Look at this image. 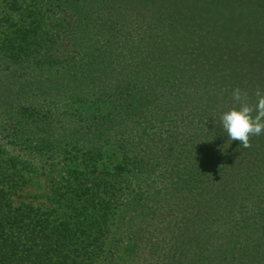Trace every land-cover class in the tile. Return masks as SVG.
I'll return each mask as SVG.
<instances>
[{"label":"trees","instance_id":"1","mask_svg":"<svg viewBox=\"0 0 264 264\" xmlns=\"http://www.w3.org/2000/svg\"><path fill=\"white\" fill-rule=\"evenodd\" d=\"M137 1L133 20L115 0L0 2V153L18 151L0 264H117L126 241L121 264H264V135L239 148L220 125L234 89H264V0ZM76 164L55 210L15 205L20 180Z\"/></svg>","mask_w":264,"mask_h":264},{"label":"rangeland","instance_id":"2","mask_svg":"<svg viewBox=\"0 0 264 264\" xmlns=\"http://www.w3.org/2000/svg\"><path fill=\"white\" fill-rule=\"evenodd\" d=\"M2 1L3 0H0V2ZM146 1L149 2L150 0H146ZM151 1H152V5H154V3L157 0L156 1L151 0ZM160 1L162 2L166 1L167 6H165V8H168L170 6L169 1L171 0H160ZM115 2H116V6H119V7H131L132 10H129L130 13L128 14L123 13V15L128 18H132L133 20V16H132L133 15V3L139 4V2L137 0H134V2L133 0H115ZM192 2H198V1L192 0ZM249 4H251V6L255 5L254 1H251ZM144 9L145 8H142V11H144ZM71 12L72 11L69 10V13ZM11 16L12 18L10 19V23L17 22L19 20V16H17L16 14L12 13ZM258 67H260L259 70H262L264 72V63H259ZM250 73L252 74V72ZM262 75L264 74L261 72L258 73V76H262ZM88 111L96 112L100 114V113L106 112V107H101V109H96L92 107V108H89ZM4 144H5L4 149L7 152L3 151L0 153V175H2V173L10 174L12 171L8 167L9 164L7 163V158H9L8 153L11 154L10 157H12V155L15 157L18 154V151L15 149L14 145L12 144L10 140L7 139ZM77 167H81V166H78V164L69 165V166L59 165L58 167H56L55 171L52 173L33 174L25 178L26 179L25 181L20 180L18 184L14 187L15 191H13L14 194L12 196V199L15 205L25 203V204L31 205L32 207L36 209H42L44 211L55 210V208L58 207L60 203L59 197H61V195L66 194L69 197V194L67 191V185L74 187V184L76 183L75 178L72 175H71L72 176L71 178L70 172L68 170L70 169L73 170V169H76ZM18 173L22 174L23 172L18 171ZM5 187L7 188V186ZM55 190L57 191L55 192ZM125 190H128V189H125ZM127 201H128V193H121L118 202H116L117 206L115 208L117 209L116 211L117 213L115 214V217L113 218L114 224L110 226V229L108 232L109 234L107 237H105L106 239L105 242L108 247L114 248V244L117 243L120 235L121 234L125 235V233H129L128 230H130V228H127L126 226L131 221L129 220L131 215H130V211L126 209L125 207V204H127ZM70 204L71 206H73L71 202L65 203L66 206ZM71 206H68V207H71ZM156 237H158V235H156ZM129 243L130 241H126L118 245V247H120L119 254H117L116 258L112 259V261H114L117 264H121V263H128L129 261L133 259L132 249L129 251V247H130ZM105 257H107L106 254H105ZM143 262H144L143 259L139 260L140 264H142ZM97 264H104V259H100V261H98ZM145 264H147V262Z\"/></svg>","mask_w":264,"mask_h":264},{"label":"clouds","instance_id":"3","mask_svg":"<svg viewBox=\"0 0 264 264\" xmlns=\"http://www.w3.org/2000/svg\"><path fill=\"white\" fill-rule=\"evenodd\" d=\"M254 95L255 102L249 103L244 90L234 89L232 99L238 107H233L220 116V125L228 140L239 141V148L249 147L251 137L264 135V89H256Z\"/></svg>","mask_w":264,"mask_h":264}]
</instances>
